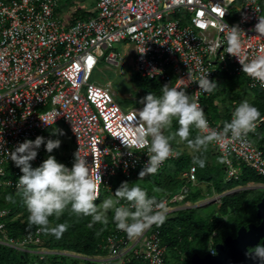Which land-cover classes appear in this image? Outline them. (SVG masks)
I'll return each instance as SVG.
<instances>
[{"label": "built area", "instance_id": "2783aa9c", "mask_svg": "<svg viewBox=\"0 0 264 264\" xmlns=\"http://www.w3.org/2000/svg\"><path fill=\"white\" fill-rule=\"evenodd\" d=\"M60 2L0 0V189L20 188L17 181L22 172L11 160V151L25 139L38 135L47 139L46 129L61 122L89 172L101 176L97 200L104 192L112 193L115 176L130 180L139 174L148 160L146 149L130 150L122 138L131 137L135 127L142 126L135 117L143 104L125 108L110 81L90 80L101 58L116 66L124 63L110 49L115 42L132 43L133 69L141 77L185 88L202 108L201 99L209 92L200 90L195 81L201 69L209 71L210 80L220 70L243 73L250 88L264 91L240 62L264 55V35L254 29L259 16H264L259 0H232L224 15V0H96L95 14L71 24L58 12ZM232 25L242 30L240 60L227 53L226 26ZM143 49L144 53L138 51ZM54 116L51 124L42 120L51 122ZM263 120L264 115L256 126ZM207 121L208 130L222 132L221 123ZM248 134L210 142L223 160L226 182L240 175V163L264 176L263 152ZM177 155L171 145L170 156L158 170ZM47 157L42 143L30 163L39 165ZM196 172V165L191 164L182 177L186 183L196 181ZM185 188L186 184L157 201L168 210L185 200ZM8 212L0 208V244L21 248L18 245L38 243V229L34 235L26 232L22 239L4 232ZM162 225L153 224L141 235L129 237L113 224L104 237L106 255L88 258L90 264L132 260L169 264L167 253L173 258L174 250L161 238Z\"/></svg>", "mask_w": 264, "mask_h": 264}, {"label": "clouds", "instance_id": "9594fccd", "mask_svg": "<svg viewBox=\"0 0 264 264\" xmlns=\"http://www.w3.org/2000/svg\"><path fill=\"white\" fill-rule=\"evenodd\" d=\"M230 4L232 0H224L223 15ZM226 27L229 29L226 34L227 53L239 58L242 30L238 25ZM254 29L264 35V16H259ZM138 51L144 53L145 49ZM240 62L243 71L264 86V55H258L247 63ZM208 72L201 69V74L195 79L199 89L204 92L217 88L216 81L208 78ZM260 115L258 108L250 100L244 99L234 107L231 119L224 122L222 132L208 130V121L198 98L190 97L178 85L165 84L160 95L149 92L143 97V107L136 112L135 117L142 126L135 127L133 135L122 138V142L130 150L146 149L148 160L138 174L141 178L158 171L163 161L170 156L171 141L175 137L187 141L194 153L193 162L204 167L203 153L210 142L220 140L226 135L235 139L246 136L255 130ZM55 116L51 122L42 120L51 124ZM174 119L179 127L166 134ZM191 128L199 130V133L189 139ZM60 134H63L62 130ZM42 143L45 150L51 153L54 148L59 147L61 141L58 138L45 139L38 135L35 139H25L10 153L11 160L22 172L17 183L21 189L22 202L29 213V226L37 225L47 229L50 216L58 218L69 209L77 216H90L88 227L92 228L97 222L107 224L108 213L111 211L112 221L117 229L124 231L129 237H134L141 235L153 224L159 226L165 220V204L148 195L141 186H130L127 181L121 182L113 196L105 197L100 204L95 203L100 196L101 176L91 174L85 160L77 153L74 154L75 160L71 167L58 162L52 155L38 166L32 167L30 162L37 156ZM121 200L126 203L122 204ZM66 229V224L58 223L49 231L56 238H60ZM200 251L193 253L200 255ZM208 251L212 253L211 248ZM252 254L264 259V244H258Z\"/></svg>", "mask_w": 264, "mask_h": 264}, {"label": "trees", "instance_id": "16d2710c", "mask_svg": "<svg viewBox=\"0 0 264 264\" xmlns=\"http://www.w3.org/2000/svg\"><path fill=\"white\" fill-rule=\"evenodd\" d=\"M260 3L264 6V0H259ZM75 16H82V18H85L87 16H84V10L82 9H74L73 10ZM73 15V16H74ZM66 19V18H65ZM216 79L217 82V88L213 91L209 92L207 96L203 97L201 99V102L203 104L204 113L206 116V119L209 118V121L213 120L216 117H222V125H224L225 121H228L230 119V115L234 107L241 102L238 96H234V100H231L235 89L237 88V83L243 82L244 87L250 88L248 86V78L245 74H235L230 73L228 70H220V72L216 73ZM148 80V79H147ZM153 88L156 89V92L158 95H160V90L163 87V84L161 81L158 80H151ZM172 82H169V86H171ZM147 83V85H149ZM146 86V85H145ZM227 88L226 95L221 90L224 88ZM187 94H191L189 91H187L185 88H183ZM256 91L255 94H253L250 99V101L258 108L260 111L261 116L264 115V91H262L259 88H250ZM236 98V99H235ZM247 98V97H246ZM224 106V108H223ZM259 117V118H260ZM258 118V119H259ZM179 127L178 123L174 119L172 122V127L169 129V134L174 132ZM65 128V127H64ZM63 134L61 135L60 132H57L59 134L60 141L63 140V143H61L59 146L64 148V154H61L58 157H55L56 160L62 159L64 161V164L68 167H71L75 160V150L73 146L72 139L68 141L67 144H64L66 142V137L69 134L68 130L65 128L62 130ZM199 131L197 129L191 128L190 129V137L194 138L195 135H197ZM47 137L49 135L45 133ZM254 144L258 148H260L264 155V120L260 121L258 125L256 126L255 130L250 132L248 134ZM70 138V137H69ZM179 139V137H175L171 141L172 146H176V140ZM184 141V140H183ZM186 141V140H185ZM187 142V141H186ZM205 151L203 153V156L205 155ZM190 156L186 154L183 151H178V155L176 158L172 160V165H170L169 170L172 169L173 174L175 173V166L178 169H182L185 167L184 162L188 160V163H190ZM197 167V166H196ZM165 168V167H164ZM167 168V166H166ZM163 169V168H162ZM240 169L241 173L237 178H233L227 183L225 182V185H229L232 180H239L243 183H252V182H264V176L257 175L256 172L248 167L247 165L240 163ZM164 172V171H163ZM171 173V172H170ZM172 173L170 176H174ZM137 178V174L133 176V179ZM210 175L206 177V179H209ZM213 179V178H211ZM128 179H124L122 176H115L113 178L112 182V193L111 196L114 195V191L116 188L121 184V182L127 181ZM216 186L218 189L224 187L222 183L218 180H214ZM171 188V186L169 185ZM229 187H232L230 185ZM21 189H14V188H2L0 189V208L6 207L9 209L7 219L4 223V232L14 239H22L24 238V235L26 232H29L31 234H35V231L38 229V236L40 238L38 243H29L24 244L23 246H28L31 248H39L43 247L48 251H51L50 254H44L43 257H37L34 258V260H30L27 258L28 253L25 251H19L18 247L11 246V245H3L0 244V264H71L76 263L77 259L73 257H68L69 254H74L78 257H82L83 259H80L81 261L86 262L87 264H90V261L88 258H93L97 256H104L106 255V248L104 245V237L106 234L110 232L111 227H113V221L108 219V224H101L99 222L95 223L92 228L88 227V223L91 219L90 216H84L80 215L77 216L74 213H72L69 209H66L64 213L60 217L56 216H50L49 217V225L47 229L42 228L41 226L37 225H28V211L26 209V206L23 204L21 199ZM11 196V198L6 197ZM189 197V196H188ZM187 197V198H188ZM103 198L101 196L98 200L95 201V203L98 204V202ZM192 200H194L196 197L191 196L189 197ZM123 201V200H122ZM255 198H248L247 200H244L243 195L241 193H236L234 195H227L224 198L222 210L225 211L228 207L232 208L234 212L248 209L250 212L255 207ZM125 202V201H123ZM126 203V202H125ZM240 204H244V208L240 207ZM193 213L189 211H181L179 215L172 216L168 219H166L163 222L162 225V232H161V238L163 241L168 242L170 247L174 250V247L176 245V241L180 236L184 237H191L192 242L189 246H186V250L188 248H192V251H200L199 248H203L202 246H206L208 242V235L210 233V230L212 227L211 222L206 224L202 219H194ZM241 216L240 218H237V223L239 224V221L241 222ZM220 220L214 221L215 225ZM58 223H64L67 225V229L62 233L60 238H56L49 229L53 226H55ZM214 224L212 226H214ZM0 238H2V234L0 233ZM22 250V249H21ZM64 254H62V253ZM66 254V255H65ZM76 260V261H75ZM128 264H145L141 260H132L131 262H128Z\"/></svg>", "mask_w": 264, "mask_h": 264}, {"label": "rangeland", "instance_id": "374dc122", "mask_svg": "<svg viewBox=\"0 0 264 264\" xmlns=\"http://www.w3.org/2000/svg\"><path fill=\"white\" fill-rule=\"evenodd\" d=\"M94 0H70L71 8L78 9V8H88L91 7L92 2ZM60 15L65 18L64 11L60 13ZM132 47V43L127 40H122L120 42H115L112 47L110 48L112 51L118 53L125 63H122L118 66L113 64H108L101 58V61L98 63V66L92 72L90 80L95 82L104 84L110 81L111 83V90L115 93V96L120 103L125 108L142 105L143 104V97L152 92L158 95L156 89L153 88L152 83L149 84V79L141 77L136 71L133 69V58L134 56L131 54L130 48ZM216 76V75H215ZM216 77L213 78L215 80ZM147 83L149 85H147ZM217 83V82H216ZM146 85V86H145ZM237 88L231 98L234 100V96H238L239 99L242 101L244 99L250 100L253 94L256 93L253 89H248L244 87L243 82L237 83ZM226 95L227 88L221 90ZM254 96V95H253ZM247 97V98H246ZM236 99V98H235ZM224 108V106H223ZM64 125L61 123L50 125L46 129V133L49 135L47 139H57L59 138V134L57 131L64 130ZM55 130V131H54ZM168 130L166 134H169ZM176 146L174 148L177 151H181L182 147L186 148V153L190 154V163L188 160L184 162L185 167L182 169H178L175 166V173L173 174L172 169L169 170L170 165H172V161L167 163V168H163L158 170L154 174L147 175L145 177H139L137 175L136 179H130L127 182L129 185L137 184L144 188L148 195L154 196L156 200L165 196L169 192H176L179 191L184 184H186V188L184 191H187L186 198L184 201H179L178 203L172 205L168 208L166 212V218H170L172 216H177L181 211H191L194 215V219H202L206 224L211 222L212 229L208 235V242L209 240H213L214 236L220 234L221 236L228 231L233 224L237 222V218H240L243 210L236 211L230 207H228L225 211L222 210L224 198L227 195H234L236 193H241L243 195L244 200L248 198H257L262 192L264 186L260 185L259 182H252V183H243L239 180H232L229 185H225V170L223 167V160L220 156L215 152L211 143L208 144L205 155V165L204 167H200L197 163L193 162V150L188 145V143L184 140L180 141V139L176 140ZM61 144V143H60ZM185 152V151H183ZM216 154H215V153ZM64 148L59 146L58 148H54L51 153L47 152L48 156L52 155L54 157H58L61 154H64ZM58 156H55L57 155ZM58 162L64 163L62 159L57 160ZM191 164H195L197 166V179L193 182L186 183L183 176V173L189 168ZM38 165L32 166L36 167ZM164 171V172H163ZM174 175L173 177L170 176L171 173ZM210 175L209 179H206ZM213 178V179H211ZM239 179V178H237ZM214 180H218L222 183L224 187L218 189ZM227 183V182H226ZM171 186V188L169 187ZM232 185V187H229ZM111 196L109 193L104 192L103 198L98 202L105 198ZM195 196L196 198L192 200L189 197ZM188 197V198H187ZM264 197V196H263ZM6 198H11V196H7ZM240 207L244 208V204H240ZM113 213L110 211L108 213V219L112 220ZM167 218V219H168ZM220 220L217 225H215L214 221ZM110 226L109 223H107ZM106 224V225H107ZM115 224V223H113ZM214 224V226H212ZM192 242L191 237H184L180 236L174 247V255L173 258L171 257V252L168 251V258L169 264H189V260L191 255L193 254L192 248H188L186 250V246ZM196 245L197 242H192ZM191 243V244H192ZM29 244V243H26ZM25 244V245H26ZM24 245V244H23ZM18 245L21 248H18L19 251H25L28 253L27 258L34 260V258L43 257L44 254H50L51 251L46 250L42 246L39 248H31L28 246ZM203 247V246H202ZM22 249V250H21ZM203 248H199L202 250ZM62 253V252H60ZM64 254V253H62ZM66 255V254H65ZM68 257H73L77 259L76 263L71 264H87L80 259L82 257H78L74 254H69Z\"/></svg>", "mask_w": 264, "mask_h": 264}, {"label": "flooded vegetation", "instance_id": "af4514ba", "mask_svg": "<svg viewBox=\"0 0 264 264\" xmlns=\"http://www.w3.org/2000/svg\"><path fill=\"white\" fill-rule=\"evenodd\" d=\"M259 183V182H258ZM262 186H264V182H260ZM261 194L255 199V207L249 212L248 209H244L241 214V222L239 224L236 222L228 231L225 232L222 236L220 234L214 236L213 240H209L206 246H203V249L200 251V257H202L206 253H211L208 251L209 248L212 249L211 254L216 253V245H222L224 242V238L229 235L231 239L227 241L224 249L230 251H236L235 247L238 248V256L240 260L236 263L229 262L228 264H264V259H261L257 256H254L253 250L258 244H264V227H258L261 218L257 216V203L264 196V188L262 189ZM242 227L240 234V239L235 240L234 238L237 236V230ZM251 227V229H250ZM227 264V263H225Z\"/></svg>", "mask_w": 264, "mask_h": 264}, {"label": "water", "instance_id": "95a60500", "mask_svg": "<svg viewBox=\"0 0 264 264\" xmlns=\"http://www.w3.org/2000/svg\"><path fill=\"white\" fill-rule=\"evenodd\" d=\"M257 216L261 218V222L259 224L260 227H264V197H261L259 202L257 203ZM243 228L240 227L237 230V236L234 238L235 240L240 239V234L241 230ZM251 229V227H250ZM231 239L229 235H227L224 238V242L222 245H216V253L211 254V253H206L202 257L199 256L198 253H193L190 259V264H225L229 263L230 261L233 263H236L237 261L240 260V257L238 256V248L235 247L236 251H230V250H225L223 251V247L227 243V241Z\"/></svg>", "mask_w": 264, "mask_h": 264}, {"label": "crops", "instance_id": "0c3cea01", "mask_svg": "<svg viewBox=\"0 0 264 264\" xmlns=\"http://www.w3.org/2000/svg\"><path fill=\"white\" fill-rule=\"evenodd\" d=\"M70 0H61V2H60V8H59V10H58V12L59 13H61L62 11H64V14H65V18H66V20H67V24H71L72 22H74L76 19H80V18H82V16H75L74 15V12H73V9L71 8V6H70ZM78 9H82V10H84V16H89V15H92V14H95V12H96V10H97V8H96V0H94L93 2H92V5H91V7H88V8H78ZM74 15V16H73ZM131 49V48H130ZM122 61L125 63V61L122 59ZM209 119V118H208ZM222 120H223V118L222 117H216V118H214L213 120H211V121H215V122H219V123H221V124H223L222 123ZM57 132H59V131H57ZM70 137V138H69ZM66 142H64V144H67L68 143V141L69 140H71V136L70 135H68L67 137H66ZM180 141H182V140H180ZM61 143H63V140H61ZM186 148L187 147H182V150L181 151H185V153H186ZM215 153V152H214ZM186 154H188V153H186ZM216 154V153H215ZM189 156H190V154H188Z\"/></svg>", "mask_w": 264, "mask_h": 264}]
</instances>
